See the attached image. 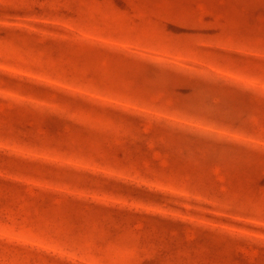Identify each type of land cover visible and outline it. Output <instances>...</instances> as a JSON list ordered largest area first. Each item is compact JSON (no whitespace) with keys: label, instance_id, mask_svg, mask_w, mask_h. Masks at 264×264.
Wrapping results in <instances>:
<instances>
[{"label":"rangeland","instance_id":"obj_1","mask_svg":"<svg viewBox=\"0 0 264 264\" xmlns=\"http://www.w3.org/2000/svg\"><path fill=\"white\" fill-rule=\"evenodd\" d=\"M264 0H0V264H264Z\"/></svg>","mask_w":264,"mask_h":264},{"label":"trees","instance_id":"obj_2","mask_svg":"<svg viewBox=\"0 0 264 264\" xmlns=\"http://www.w3.org/2000/svg\"><path fill=\"white\" fill-rule=\"evenodd\" d=\"M261 92L263 93L264 91H263V90H261ZM148 263H149V262H148ZM148 263H147V264H148ZM151 264H152V262H151Z\"/></svg>","mask_w":264,"mask_h":264}]
</instances>
